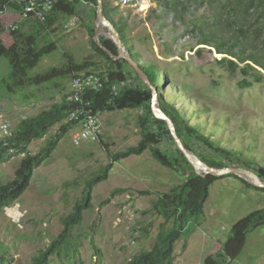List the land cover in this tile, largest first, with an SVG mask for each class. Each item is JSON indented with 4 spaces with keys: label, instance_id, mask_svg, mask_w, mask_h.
<instances>
[{
    "label": "rangeland",
    "instance_id": "rangeland-1",
    "mask_svg": "<svg viewBox=\"0 0 264 264\" xmlns=\"http://www.w3.org/2000/svg\"><path fill=\"white\" fill-rule=\"evenodd\" d=\"M104 2L113 21L119 17L124 21V34L137 59L153 61L162 71L163 81L159 91L155 90L156 97L160 94L215 145L230 150L237 161L264 165V79L239 87L242 78L253 80V70L248 69L246 76L238 69L229 72L217 62L225 55L215 53L211 46L197 44L191 22L207 16V7L194 0H156L148 9L135 10L120 5L119 0ZM85 11L80 8L77 15L54 22L43 43L53 41L56 48L40 58L28 71L29 76L67 65L68 56L75 62L88 60L104 69L108 62L90 45ZM71 18L74 22L63 28L62 23ZM9 71L7 58L0 56V117L11 123L14 138L20 120L62 99L71 76H55L44 84L9 92ZM125 81L130 86L136 83L133 76ZM142 114L138 108L99 112V139L78 146L71 142V128L61 134L48 158L33 169L24 191L0 208V253L6 258L4 264H29L35 252L50 242L61 228V218L81 198L86 182L109 162L107 153L138 142V119ZM63 123L65 119L49 126L23 151L15 149L5 158L0 153V184L11 180L21 158L37 153ZM166 143L163 140L161 146L169 149ZM188 144L204 154L210 153L193 141ZM180 181L175 171L154 161L148 149L112 162L107 176L91 187L89 206L71 231L78 259L67 264H124L132 254L149 249L158 231L171 226L170 222L163 223L151 207L152 202ZM236 182V178L224 176L210 184L201 226L184 229L174 242L169 264H200L203 255L217 252V240L222 243L226 239L239 215L264 206L260 197L258 202L253 198L244 201L240 191L235 190ZM220 261L264 264V224L247 233L236 257L223 256ZM50 264L60 263L51 259Z\"/></svg>",
    "mask_w": 264,
    "mask_h": 264
},
{
    "label": "trees",
    "instance_id": "trees-1",
    "mask_svg": "<svg viewBox=\"0 0 264 264\" xmlns=\"http://www.w3.org/2000/svg\"><path fill=\"white\" fill-rule=\"evenodd\" d=\"M194 1L207 7L205 10L207 16H202L201 19L191 22V30L196 32L195 36L198 38L197 44L211 46L215 53L225 55L220 56L217 62L229 72L238 69L242 75L246 76L248 69L253 70V80L242 78L238 82L239 87H248L253 81L258 82L260 79H264V0ZM10 5L12 6V4ZM102 7L104 15L114 25L133 59L145 72L150 84L159 91V85L163 81L162 71L153 61L137 59V53L132 50L124 34V21L120 17L117 21L111 19L105 9L104 0ZM80 8L84 11L86 9L84 13L87 15L84 23H86L88 34L92 37L95 0H73L59 3L43 22L32 17L16 20L17 27L7 31L10 42L4 44L0 38V56L7 58L10 68V84L7 85V90L13 92L15 88L41 85L55 76L72 77L81 71L95 72L101 78L103 88L100 92L89 95L94 108L99 112L124 108L142 110L143 114L138 119L140 139L133 146L115 153H107L109 162L86 182L81 191V198L75 201L71 210L61 218V228L58 233L44 248L35 252L29 264H50L51 259L60 264L76 263L78 250L71 231L81 221L82 211L89 206L91 187L107 176L112 162L129 155H139L145 149H148L154 161L175 171L181 177V181L170 187L168 191L159 194L151 206L162 217L163 223H171L169 230H159L149 249L132 254L124 264H169L175 240L181 237L187 226L197 227L200 225L203 216V203L208 195L209 186L214 180L231 176L246 187L261 191H264V188L251 186L243 179L231 174L221 177L212 175L202 177L195 174L191 165L175 146L164 121L151 114L149 108L150 89L136 77L135 72L126 61L123 59L112 60L102 49L97 47L92 38L89 39L91 47L108 62L104 69L95 66L88 60L75 62L68 56L67 65L60 68L52 67L43 73L29 76L28 71L38 63L40 58L56 48L53 41L43 43L50 33L51 26L60 17L77 15ZM2 31L3 27L0 25V33ZM100 42L115 54V47L110 40L100 37ZM87 67L95 68L93 71L87 70ZM131 76L136 80L132 86L125 84V80ZM110 84H116L119 89L118 96L113 100H109L107 94V86ZM157 100L160 109L173 122L175 132L183 145L195 152L203 162L215 167L242 166L252 170L260 179L264 180V165L253 166L251 163L243 164L237 161V157L230 150L215 145L213 140L202 134L196 126L189 124L178 109L166 102L160 94H158ZM66 110L67 105L62 100H56L47 109L20 120L16 125L11 143L14 149L23 151L30 140L42 137L49 126L66 118ZM70 125V121H65L37 153L21 158L13 178L0 184V208L9 205L24 191L33 169L48 158L61 134L69 129ZM163 140H166L169 149L161 146ZM189 141L201 145L204 149H209L210 153L204 154V152L193 149L189 146ZM139 193L146 194L147 192L140 191ZM263 224L264 206L252 209L240 216L232 222L229 235L221 243L219 250L203 256L200 264H222L220 260L223 256L229 259L236 257L244 244L247 232ZM5 260V256L0 253V264H4Z\"/></svg>",
    "mask_w": 264,
    "mask_h": 264
},
{
    "label": "built area",
    "instance_id": "built-area-1",
    "mask_svg": "<svg viewBox=\"0 0 264 264\" xmlns=\"http://www.w3.org/2000/svg\"><path fill=\"white\" fill-rule=\"evenodd\" d=\"M73 0H2L0 2V24L4 15L17 12L15 20L9 24H4L3 29L14 30L17 27L16 20L19 18L32 17L38 21H45L54 7L62 2H71ZM82 1V0H80ZM156 0H119V4L135 10L148 9ZM12 4V6L10 5ZM74 22L71 18L62 27H69ZM103 82L99 75L91 71H81L72 76L67 92L62 97V101L67 105V120L73 125L71 142L78 146L82 142H94L98 140L101 133V124L98 119L99 111L96 110L89 99L90 94L101 91ZM119 89L116 84L107 86L109 100L118 96ZM13 130L11 123L0 117V153L9 156L15 153L12 146Z\"/></svg>",
    "mask_w": 264,
    "mask_h": 264
},
{
    "label": "water",
    "instance_id": "water-1",
    "mask_svg": "<svg viewBox=\"0 0 264 264\" xmlns=\"http://www.w3.org/2000/svg\"><path fill=\"white\" fill-rule=\"evenodd\" d=\"M94 28L92 34V40L97 45L98 48L102 49L112 60H120L123 59L126 63L133 69L136 74V77L144 83L151 92L150 99V112L151 114L160 120H163L169 134L175 143V146L179 150V152L184 156L187 162L191 165L192 170L195 174L199 176L212 175L215 177H221L226 174L235 175L244 181H246L251 186L257 188H264V180L260 179L255 172L250 169H247L242 166L229 165V166H221L215 167L206 164L203 162L195 152L187 149L180 138L177 136L175 132V128L171 119L160 109L158 100L156 97L155 87H153L145 72L139 67L138 63L131 56L129 50L125 47L123 41L121 40L119 33L115 29L114 25L111 23L109 19L103 13L102 0H95V17H94ZM100 37L110 40V42L115 47V54H113L110 50L106 49L100 42Z\"/></svg>",
    "mask_w": 264,
    "mask_h": 264
},
{
    "label": "crops",
    "instance_id": "crops-1",
    "mask_svg": "<svg viewBox=\"0 0 264 264\" xmlns=\"http://www.w3.org/2000/svg\"><path fill=\"white\" fill-rule=\"evenodd\" d=\"M2 0H0V2H1ZM88 8V7H87ZM16 11L15 12H12L11 11V14H8V15H4L3 17H2V22H1V26L3 27V25L4 24H9L11 21L10 20H12V19H15L16 17H14V16H16ZM7 33V31L6 30H4L3 29V31L0 33V38H1V40H2V42L4 43V44H8L9 42H10V38H9V36H8V34H6ZM7 37H6V36ZM61 100V99H60ZM65 121H68L67 120V116H66V118H65ZM70 128L73 130V125H72V123H71V126H70ZM69 128V129H70ZM235 187H236V189L235 190H237V191H240V193L242 194V196L244 197V201H247L246 199H248V198H253L255 201H257L258 202V199H259V197L262 199H264V191H261V190H257V189H253V188H250V187H246L244 184H242L241 182H236V185H235ZM245 203V202H244ZM247 203V202H246ZM258 204V203H257ZM258 206V205H257ZM203 216H204V218H205V214H204V212H203ZM240 216H242V215H239V217ZM239 217H237V218H239ZM204 218H203V220H204ZM236 218V219H237ZM235 219V220H236ZM202 220V221H203ZM234 220V221H235ZM204 222V221H203ZM199 226H201V223H200V225ZM248 233V232H247ZM247 235V234H246ZM246 238V237H245ZM221 242L220 241H218L217 240V243H216V245H218V247L216 246V250L218 251V248L220 247V244ZM212 253H214L213 251H212ZM207 254H210V253H207ZM204 256V255H203ZM203 258V257H202ZM201 262V261H200Z\"/></svg>",
    "mask_w": 264,
    "mask_h": 264
},
{
    "label": "bare ground",
    "instance_id": "bare-ground-1",
    "mask_svg": "<svg viewBox=\"0 0 264 264\" xmlns=\"http://www.w3.org/2000/svg\"><path fill=\"white\" fill-rule=\"evenodd\" d=\"M101 131H102V129H101ZM100 135H101V133H100ZM100 135L98 136V137H100ZM99 139V138H98Z\"/></svg>",
    "mask_w": 264,
    "mask_h": 264
}]
</instances>
